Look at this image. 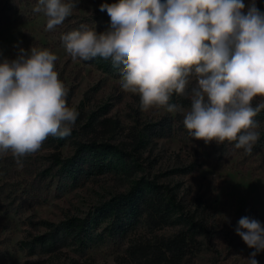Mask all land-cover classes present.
I'll return each instance as SVG.
<instances>
[{"label": "rangeland", "instance_id": "374dc122", "mask_svg": "<svg viewBox=\"0 0 264 264\" xmlns=\"http://www.w3.org/2000/svg\"><path fill=\"white\" fill-rule=\"evenodd\" d=\"M116 2L80 0L62 25L45 31L47 18L33 12L37 0H0V51L14 58L13 45L22 41L20 47L57 55L66 104L79 113L70 136L49 137L22 168L10 152L0 156V264H148L152 251L171 241L187 251L180 264H246L252 249L234 229L243 216L264 224V112L248 155L227 142L192 139L183 116L163 106L141 111L139 95L121 89L119 73L96 58L71 57L60 39L81 24L103 32L110 17L99 5ZM256 3L264 11V0ZM92 140L133 157L78 161V143ZM137 182L141 206L130 213L118 196ZM148 200L169 206L152 219ZM75 221L83 228L68 234ZM256 259L264 264V252Z\"/></svg>", "mask_w": 264, "mask_h": 264}, {"label": "clouds", "instance_id": "9594fccd", "mask_svg": "<svg viewBox=\"0 0 264 264\" xmlns=\"http://www.w3.org/2000/svg\"><path fill=\"white\" fill-rule=\"evenodd\" d=\"M79 3L37 0L33 12L54 31ZM99 10L110 17L107 28L81 24L62 34L66 53L110 60L121 89L139 95L141 111L156 105L182 115L192 139L252 154L264 112V11L256 0H117ZM21 43L14 58L0 51V156L10 152L22 168L49 137L70 136L79 113L66 104L58 56ZM234 231L252 249L246 264H259L264 224L243 216Z\"/></svg>", "mask_w": 264, "mask_h": 264}, {"label": "trees", "instance_id": "16d2710c", "mask_svg": "<svg viewBox=\"0 0 264 264\" xmlns=\"http://www.w3.org/2000/svg\"><path fill=\"white\" fill-rule=\"evenodd\" d=\"M97 64L102 67L107 72H115L119 73V70L114 68L110 62V60H104L100 57H97L95 59ZM120 74V73H119ZM178 98L173 96V102H177ZM187 100H183L182 103L185 107L188 106ZM109 154L112 156H118L120 159L123 160H130L133 157V154L131 152L124 151L123 149H120L116 145L110 144L108 142H98V141H85V142H79L74 157L78 159V161L81 160V158L84 155H89L91 157H94L96 159H100L103 155ZM68 170L67 172H71V168H66ZM140 187L139 182L136 183L133 187H131L130 191H128L126 194L119 195V200L124 203L130 213L133 212L134 208L141 206V201H139V194H140ZM149 204H150V200ZM169 204V203H168ZM157 205V204H150V209L148 216H150L152 219H154L155 211L159 208H168L169 205ZM83 225L79 221H75L71 224H69L68 227V234H73V232L76 229H82ZM73 231V232H72ZM41 244L45 245L46 240L43 238H40ZM185 243V242H184ZM174 244V245H172ZM172 247V250L175 251H164L163 248ZM158 249L153 250L151 253V256L148 257V264H180L182 260L185 258V254L187 251H184L183 244L181 246L180 242H161L158 246Z\"/></svg>", "mask_w": 264, "mask_h": 264}]
</instances>
